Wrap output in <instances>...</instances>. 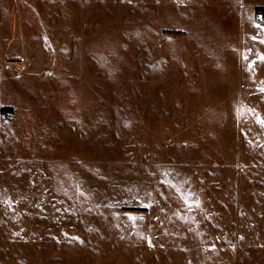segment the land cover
<instances>
[{
	"label": "rangeland",
	"instance_id": "374dc122",
	"mask_svg": "<svg viewBox=\"0 0 264 264\" xmlns=\"http://www.w3.org/2000/svg\"><path fill=\"white\" fill-rule=\"evenodd\" d=\"M262 57L264 0H0V264H264Z\"/></svg>",
	"mask_w": 264,
	"mask_h": 264
},
{
	"label": "snow or ice",
	"instance_id": "6c2138e0",
	"mask_svg": "<svg viewBox=\"0 0 264 264\" xmlns=\"http://www.w3.org/2000/svg\"><path fill=\"white\" fill-rule=\"evenodd\" d=\"M261 59H264V57H262ZM262 91H264V89H262ZM260 123L264 125V120L260 121Z\"/></svg>",
	"mask_w": 264,
	"mask_h": 264
},
{
	"label": "trees",
	"instance_id": "16d2710c",
	"mask_svg": "<svg viewBox=\"0 0 264 264\" xmlns=\"http://www.w3.org/2000/svg\"><path fill=\"white\" fill-rule=\"evenodd\" d=\"M5 110V109H4Z\"/></svg>",
	"mask_w": 264,
	"mask_h": 264
}]
</instances>
